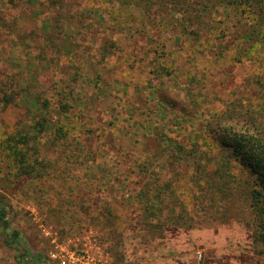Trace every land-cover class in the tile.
Wrapping results in <instances>:
<instances>
[{"label":"rangeland","instance_id":"rangeland-1","mask_svg":"<svg viewBox=\"0 0 264 264\" xmlns=\"http://www.w3.org/2000/svg\"><path fill=\"white\" fill-rule=\"evenodd\" d=\"M176 1L0 0V139H37L28 173L0 149V199L40 264H62L56 246L112 264H264L247 226L250 175L236 163L228 174L194 164L217 154L221 126L264 131V58L200 54L173 27L189 6ZM222 19L232 18L211 22ZM25 101L50 107L25 113ZM40 116L66 122L65 140L54 125L37 132ZM193 142L204 147L189 155ZM142 193L162 200L152 213ZM4 237L0 264H36L19 263Z\"/></svg>","mask_w":264,"mask_h":264},{"label":"trees","instance_id":"trees-1","mask_svg":"<svg viewBox=\"0 0 264 264\" xmlns=\"http://www.w3.org/2000/svg\"><path fill=\"white\" fill-rule=\"evenodd\" d=\"M121 1L126 4L128 0ZM173 1L175 2V0ZM185 1L189 4L188 7L186 6L185 12H183L186 16H181L180 20L182 22L175 23L173 27H177V29L180 27L182 35L193 41L194 46L198 47L199 50L197 51L200 54L205 55L208 51V54L212 53L218 59L225 57L227 51L233 49L234 60H241V57H245L247 60L256 62L257 60H262V57L264 58V0ZM176 2H180V0ZM133 3L137 4L138 2ZM230 14L233 16L231 17ZM130 15L133 17L134 14ZM216 16L232 19L230 22H225L224 19L211 22L212 19H216ZM205 17H209L207 21L204 20ZM113 21H115L114 18ZM228 35L234 38L232 40L234 44L232 48L224 43ZM107 54L109 58L114 56L111 51ZM167 56L169 57L170 54ZM159 67L163 71L166 68L165 72H163L165 76L170 77L173 74H177V66L173 70L170 66ZM3 95L2 101L5 102V105L13 103V98L6 91ZM62 96L67 97L65 92ZM25 105L23 111L25 113L31 112L34 115L39 110L48 109L49 106L47 103L43 106L36 101H25ZM58 105L63 115L68 114L69 109L73 107L65 100L63 101V99H59ZM36 122L35 125L39 133L51 130L54 125L56 129L53 132L57 134L59 140H65L68 134L66 122L60 123L58 121L57 123H52L41 116ZM213 137L216 141L214 149L217 150V154L214 157L205 158L204 162L203 159H198L194 164L204 169L211 167L215 170V173L225 172L228 174L230 165L236 163L250 175L247 181L248 188L245 199L248 202V211L252 215V220L247 222V226L250 228L252 226L254 242L264 247V131L261 127L237 129L233 126H221ZM36 141V138H31L30 133L22 131L11 133L5 138H1V154L12 161L8 164V167H14L21 173L23 171L24 173L32 171L30 169H34L35 164L30 162V157H32L30 153L35 147L33 144H36ZM193 143V149L188 151L189 155L198 146L204 147L203 144ZM181 147V145L175 147L176 157L181 150H184ZM180 154L183 157L181 160L187 159V153L185 155ZM172 155L174 156V153ZM42 165V169H44V164ZM7 172L9 176L7 175L6 177L9 178L12 171L7 169ZM251 176L253 178L252 182ZM140 199L144 201L143 203H146L144 209L147 212L150 211L149 213L156 209V203L161 200L158 194L149 197L145 196L144 193L140 194ZM0 232L5 236L3 239L4 246L19 251L16 256L19 263H25L26 261L36 264L42 263L43 259L24 245V238L21 233L12 228L7 204L2 199H0Z\"/></svg>","mask_w":264,"mask_h":264},{"label":"built area","instance_id":"built-area-1","mask_svg":"<svg viewBox=\"0 0 264 264\" xmlns=\"http://www.w3.org/2000/svg\"><path fill=\"white\" fill-rule=\"evenodd\" d=\"M55 243V239L52 240ZM57 250L53 259L62 264H112L109 260L96 254L87 248H74L64 250L61 246H56Z\"/></svg>","mask_w":264,"mask_h":264}]
</instances>
